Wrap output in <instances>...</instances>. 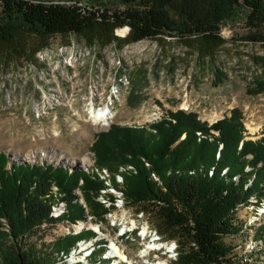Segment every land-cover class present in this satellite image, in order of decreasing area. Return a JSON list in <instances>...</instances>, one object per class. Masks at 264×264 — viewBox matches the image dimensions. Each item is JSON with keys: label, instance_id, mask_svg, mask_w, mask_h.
Listing matches in <instances>:
<instances>
[{"label": "trees", "instance_id": "obj_1", "mask_svg": "<svg viewBox=\"0 0 264 264\" xmlns=\"http://www.w3.org/2000/svg\"><path fill=\"white\" fill-rule=\"evenodd\" d=\"M76 1L0 0V44L12 45L22 33L39 36L43 44L53 33L74 31L101 46L114 39L121 46L162 34L177 35L189 43L196 40L198 47L214 46L224 41L220 23L241 4L248 8V37L264 41V0H122L123 7L83 11ZM124 26L129 27L128 33L118 37L114 28ZM231 111L208 124L194 112L178 109L170 112L174 121L152 124L155 131L112 123L98 131L90 145L99 165L115 170L119 163L133 164L135 172L125 175L126 199L152 203L158 226L174 228L181 245L194 242L195 248L181 251L180 262L256 264L251 256L243 257L244 248L236 241L241 226L233 212L251 196L264 198V131L256 138L246 137L237 108ZM210 129L218 130V135L212 139L197 135L199 131L208 134ZM219 141L223 146L218 152ZM15 160L0 152V218L6 220L13 240L12 250L1 257L7 264H56L62 253L70 252L76 236L58 238L50 248L38 247L29 239L35 227L57 219L51 215L53 182L65 192L72 219L84 216V207L73 202L80 178L94 213L103 210L93 198L102 183L76 167ZM246 163L255 172L248 180ZM151 173L159 180H153ZM1 236L0 230V241ZM253 238V242H264V232L256 229Z\"/></svg>", "mask_w": 264, "mask_h": 264}, {"label": "rangeland", "instance_id": "obj_2", "mask_svg": "<svg viewBox=\"0 0 264 264\" xmlns=\"http://www.w3.org/2000/svg\"><path fill=\"white\" fill-rule=\"evenodd\" d=\"M93 2L108 8L125 6L122 0ZM247 12L246 6H236L234 13L220 23L219 33L224 41L214 46L198 47L196 40L189 43L168 34L121 46L114 39L101 46L89 43L74 31L53 33L43 44L39 36L31 33L20 34V39L12 45L0 44V152H7L8 156L15 152L17 159L34 151L36 155L50 152L49 161L59 162L64 160L62 154H55L59 151L68 155L66 160L71 166L82 167L84 159H94L90 145L98 131L107 130L112 123L136 125L157 113L174 121L170 112L178 109L194 112L199 120L211 124L237 108L246 137H258L264 131V41L248 37ZM128 31V26L119 27L118 34L114 28L118 37L126 36ZM205 137L213 138L212 135ZM26 157L30 161L34 155ZM73 157L84 158L76 162ZM119 164L117 170L127 165ZM247 167L254 169L250 164L246 166L245 172L249 173L246 180L251 177ZM131 172L135 170L126 174ZM76 189L73 202L85 206L81 220L100 225L105 234L112 236L126 228L140 227L139 232L119 238L126 253L133 258L146 253L143 228L150 226L159 234L153 237L161 236L170 242V248L177 246V254L171 256L177 257L172 258L171 264H192L180 262V254L190 250L189 247L195 248L194 242L181 245L174 228L158 226L159 217L152 203H131L124 192L125 203L117 201L119 204L112 206L111 211L95 194L93 198L103 210L94 213L83 190L80 193L81 189ZM252 199L253 196L233 212L235 222L241 226L236 241L244 248V258L251 256L252 262L264 264V242H253L256 229L264 232V220L260 225L256 222L259 226L253 222L254 213L262 211L264 206L256 209ZM65 214L66 218L35 227L29 239L38 247L50 248L58 238L75 236L66 234L68 220L80 219L68 217V209ZM0 219V264H7L1 255L12 250L13 240L6 220ZM83 232L77 233L79 240L91 236L89 231Z\"/></svg>", "mask_w": 264, "mask_h": 264}, {"label": "bare ground", "instance_id": "obj_3", "mask_svg": "<svg viewBox=\"0 0 264 264\" xmlns=\"http://www.w3.org/2000/svg\"><path fill=\"white\" fill-rule=\"evenodd\" d=\"M114 88H116V87H114ZM113 91H114V89H113ZM166 116L167 115H163V113H157L155 115H152L150 118L146 119L145 122H138L136 125H133V126H139V127L143 126V127H147L151 131H155V128L152 127V124L157 123V121L159 122V120H161L162 118L164 119ZM172 120H174V119L172 118ZM107 123H108V121H107ZM107 123H105L104 125H107ZM204 134L206 136H209V135L213 136V133L211 131L208 134H206V133H204ZM204 134L202 131L198 132V135L201 138L205 137ZM199 136H198V139H199ZM206 138L209 139V137H206ZM220 143H223V142L219 141V147H220ZM222 146H223V144L221 145V147ZM219 151H220V149L218 150V152ZM58 152L55 154H57V155L62 154L64 157V160H61L59 162H56V161L50 162L49 161V156L52 155V153H50V152L42 153V154H40L38 152L36 155L35 151L31 152V153H26V155L24 156L25 158L20 157L17 160L30 162V163L38 162L40 164H43L45 162L46 163H53V164L62 163V164L69 166L70 168L78 166L83 170L84 173H86L87 175L90 174L92 177L96 178L95 180L99 179L100 182L102 183L101 187H99V191L97 190L98 192L97 191H96L97 193L95 192L96 199L99 202L108 206L109 209H111L112 206L115 207L116 205H118L119 203L117 201L122 202V205H123V203H125L124 196H123V193L125 190V189L123 190V187H124L123 183L125 181L124 175L126 173H128L129 171L135 170V167L133 166V164L131 165L130 163H128L127 165H122L118 170H117V168L119 166H117V168L115 170H112L107 166L105 167L104 165H99L95 161V155H94V159H92V157H90L89 159H86V161L84 159V161L82 162L84 164V165L82 164V167L85 169L84 170L78 164H76L75 166H71V164H69L66 160V158H68V155H66L65 153H58ZM90 152L94 154V152L92 150H90ZM15 154H17V153L13 152L12 155L9 157L12 160H15L14 159ZM19 154L22 155L21 153H19ZM30 155H34V157L30 161H28L26 156H30ZM84 157H86V156H84ZM84 157H81V158H84ZM81 158H74V159H76V162H78V160ZM216 158H217V154H216ZM17 160H15V161H17ZM146 165L150 166V163L148 161H146ZM247 165H249V164H247ZM246 166H245V168H246ZM250 166H252V165H250ZM248 169H251V168L248 167ZM249 172L251 174V177L253 176V174H255L254 169L252 171H249ZM153 177L156 180H159V177L156 175V173H153ZM81 178H83V177H81ZM81 182H83V179H81ZM78 189H80V187L77 188L76 190L78 191ZM95 194H94V196H95ZM51 196H52L51 198H53V200H54L53 205H52L51 215L53 216V218L55 217L57 219H59V218L61 219V218L65 217L64 215H65V213H67V209H68L67 202L65 201L66 200V194H65V192L62 191V189L59 187V185L58 184L55 185L54 182H53L52 187H51ZM252 200H251V203L254 204L255 206H257L256 209H260L264 206V200H262V199L260 200L256 196H253ZM83 204H84V202H83ZM106 211H107V208H106ZM111 211H112V209H111ZM86 213H87V211H86ZM255 213H254L253 222L254 223L258 222V224H259L264 219V209L262 211H261V209H260V211L258 210L257 214H255ZM83 217L84 216L76 218V219H80ZM86 221L87 220L84 221L81 219L76 220V221H69L68 220V224H67L68 230H67L66 234H69V233L76 234L75 236H77L78 239L76 238L75 242L80 239L79 238L80 234L77 235V233H81L83 231H87V232L89 231V233H91V236L87 235L86 238L84 236V238L82 240L77 241L76 245L72 246V248L68 254H66V253L61 254V257L59 258V261L56 264H171V261L173 259H176V257H177V256L171 257L173 255V253L177 254V248H176L177 246L170 248L169 247L170 242L164 240L161 236L156 237L157 235H159L157 233L158 231L156 232V230L151 229L150 226H146L145 228H143L144 229L143 234L145 235L144 240L146 241L145 245L148 246L146 249L145 248L146 246L144 245L145 246L144 248L146 249V253L139 258H133L131 255L126 253V250L122 247L121 243L119 242V238L126 236L128 234H131L134 231L139 232L140 227L138 225L136 227L134 226V228L132 227V229H127V228L124 229L123 232L122 233L119 232L117 234V236L116 235L112 236L109 234H105L103 232V230L101 229L100 225H97V224L95 225L94 223L89 224L88 223L89 221L88 222H86ZM138 223H139V221H138ZM46 224L47 223H44L40 226H45ZM40 226H39V228H40ZM143 229H142V231H143ZM153 234L156 236L153 237ZM149 244H151V246Z\"/></svg>", "mask_w": 264, "mask_h": 264}, {"label": "built area", "instance_id": "obj_4", "mask_svg": "<svg viewBox=\"0 0 264 264\" xmlns=\"http://www.w3.org/2000/svg\"><path fill=\"white\" fill-rule=\"evenodd\" d=\"M74 0H69V1H65V2H73ZM64 2V1H63ZM93 2V0H78L75 3L78 4L80 6V8L85 9V8H95L97 7L96 5H90ZM115 32H116V27H115ZM119 34V32H116ZM147 118L143 119L146 120ZM210 131L213 133V137H215L216 135H218V131L216 129H210ZM55 182V181H54ZM57 183H55L56 185ZM83 184V182L80 181V193L82 192V188L81 185ZM91 224V223H90Z\"/></svg>", "mask_w": 264, "mask_h": 264}, {"label": "water", "instance_id": "obj_5", "mask_svg": "<svg viewBox=\"0 0 264 264\" xmlns=\"http://www.w3.org/2000/svg\"><path fill=\"white\" fill-rule=\"evenodd\" d=\"M76 168L80 169V167H76Z\"/></svg>", "mask_w": 264, "mask_h": 264}]
</instances>
